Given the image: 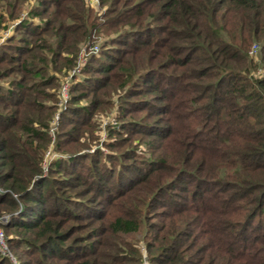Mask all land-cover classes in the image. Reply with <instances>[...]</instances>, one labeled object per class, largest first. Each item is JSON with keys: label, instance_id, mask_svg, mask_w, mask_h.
<instances>
[{"label": "trees", "instance_id": "1", "mask_svg": "<svg viewBox=\"0 0 264 264\" xmlns=\"http://www.w3.org/2000/svg\"><path fill=\"white\" fill-rule=\"evenodd\" d=\"M95 1L0 0L15 264H264V0Z\"/></svg>", "mask_w": 264, "mask_h": 264}, {"label": "rangeland", "instance_id": "2", "mask_svg": "<svg viewBox=\"0 0 264 264\" xmlns=\"http://www.w3.org/2000/svg\"><path fill=\"white\" fill-rule=\"evenodd\" d=\"M33 2V1H32ZM34 3V2H33ZM91 3L92 4H97V2L95 1V0H91ZM31 8V4L28 6V9H23V13H25V12H27L29 9ZM16 22V21H15ZM14 22V23H15ZM12 25H13V23H10L9 25H8V27L5 29V30H2L1 32H0V42H2L3 40H5L6 39V37L7 36H9L11 33H12ZM98 45V44H97ZM254 54H256V52L254 53ZM88 55V52L87 51H84L83 53H82V56H83V59H85V61H86V56ZM85 63V62H84ZM259 72V71H258ZM71 80H72V77H71V79H70V81H69V83H70V85H69V87L71 86V84H72V82H71ZM64 82V81H63ZM59 110H63L65 107H66V103H59ZM55 117V116H54ZM100 119H101V121L99 122L100 123V131H99V137H100V140H103L104 142L107 140V136H106V132L103 130V126H104V124H105V121H108V120H112L111 122L114 124L115 123V121H114V117H113V115L111 114V115H109L108 117H102V116H100ZM57 155L56 154H54L53 153V151L51 150V151H47L46 153H45V160H44V168H46L47 166H48V163L54 158V157H56ZM0 221H1V223H4V222H6L7 221V216H1L0 217ZM139 244H141V246H140V251H141V254L144 256V254H145V250H144V246H143V242H142V240H140L139 241ZM0 250L2 251V253L5 255V256H7L8 258H9V260L11 261V264H15V261H14V259H13V256H11V253L9 252V250H7V248H6V246H5V244H4V242H3V244H1L0 243ZM141 264H147V262H146V260L144 259L142 262H141Z\"/></svg>", "mask_w": 264, "mask_h": 264}, {"label": "built area", "instance_id": "3", "mask_svg": "<svg viewBox=\"0 0 264 264\" xmlns=\"http://www.w3.org/2000/svg\"><path fill=\"white\" fill-rule=\"evenodd\" d=\"M91 51L96 52L97 51V46H93ZM84 52V50H82V53ZM256 52V46H252L250 54H254ZM82 53L80 55L79 58V62L77 67L71 71V73L65 78L61 89H60V99H59V103H66L67 100L69 99V81L72 77V75L77 74L80 72L81 69V65H83V63L85 62V59H83ZM58 115L56 114L54 119H57ZM52 129L50 130V135H52ZM0 243L3 244V237H2V233L0 231Z\"/></svg>", "mask_w": 264, "mask_h": 264}]
</instances>
